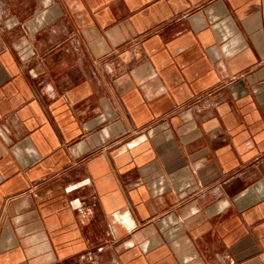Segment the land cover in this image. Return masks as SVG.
<instances>
[{"label":"crops","instance_id":"0c3cea01","mask_svg":"<svg viewBox=\"0 0 264 264\" xmlns=\"http://www.w3.org/2000/svg\"><path fill=\"white\" fill-rule=\"evenodd\" d=\"M0 264H264V0H0Z\"/></svg>","mask_w":264,"mask_h":264}]
</instances>
